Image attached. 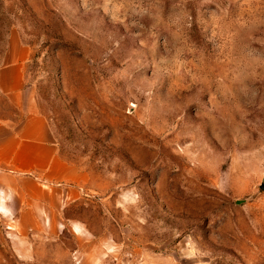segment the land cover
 Here are the masks:
<instances>
[{"label": "rangeland", "instance_id": "rangeland-1", "mask_svg": "<svg viewBox=\"0 0 264 264\" xmlns=\"http://www.w3.org/2000/svg\"><path fill=\"white\" fill-rule=\"evenodd\" d=\"M11 31L85 181L34 227L0 185V264H264V0H0V65Z\"/></svg>", "mask_w": 264, "mask_h": 264}, {"label": "crops", "instance_id": "crops-1", "mask_svg": "<svg viewBox=\"0 0 264 264\" xmlns=\"http://www.w3.org/2000/svg\"><path fill=\"white\" fill-rule=\"evenodd\" d=\"M16 36L10 32L6 58L0 65V92L17 106L21 118H0V185L7 184L29 197L27 206L21 208L20 221L22 226L34 227L37 211H55L51 205L68 198L74 185L85 177L57 150L49 124L37 109L35 92L25 78L29 51ZM4 206L7 208L6 203Z\"/></svg>", "mask_w": 264, "mask_h": 264}, {"label": "water", "instance_id": "water-1", "mask_svg": "<svg viewBox=\"0 0 264 264\" xmlns=\"http://www.w3.org/2000/svg\"><path fill=\"white\" fill-rule=\"evenodd\" d=\"M262 187H264V185H262Z\"/></svg>", "mask_w": 264, "mask_h": 264}]
</instances>
